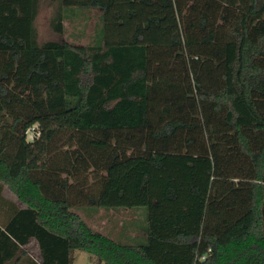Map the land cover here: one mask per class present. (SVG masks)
Listing matches in <instances>:
<instances>
[{
  "label": "trees",
  "instance_id": "1",
  "mask_svg": "<svg viewBox=\"0 0 264 264\" xmlns=\"http://www.w3.org/2000/svg\"><path fill=\"white\" fill-rule=\"evenodd\" d=\"M0 210V264H264V0H0Z\"/></svg>",
  "mask_w": 264,
  "mask_h": 264
},
{
  "label": "rangeland",
  "instance_id": "2",
  "mask_svg": "<svg viewBox=\"0 0 264 264\" xmlns=\"http://www.w3.org/2000/svg\"><path fill=\"white\" fill-rule=\"evenodd\" d=\"M54 8L44 4L40 9L36 21V28L39 35L40 43L47 41H65L76 45H92L95 42V37L100 24V12L98 10H89L78 13L75 17L64 22L65 32L63 36L56 34L51 28V20L53 18ZM33 133H29L28 140L32 141ZM5 196L13 198L9 191L6 190ZM86 224L96 233L119 240L123 232V225L129 224L134 218L130 211L121 210H104L101 209L95 213H86L82 210L76 211ZM135 216L140 215L139 212H134ZM124 231L126 236H138V233L133 231ZM123 239L122 241H124ZM28 253L36 261H40V253L38 245L35 241L31 242L27 248ZM96 263L95 259L89 254L81 251H76L73 255V264Z\"/></svg>",
  "mask_w": 264,
  "mask_h": 264
},
{
  "label": "crops",
  "instance_id": "3",
  "mask_svg": "<svg viewBox=\"0 0 264 264\" xmlns=\"http://www.w3.org/2000/svg\"><path fill=\"white\" fill-rule=\"evenodd\" d=\"M6 190L7 191H9L8 190V188L6 187L5 189H4V191H3V197L5 198V199H7V200H9L10 202H13L15 205H16V207L18 208V209H24L25 208V206L23 205V204H21V203H19L18 201H17V199H16V197L9 191V193L11 194V196L13 197V198H9V197H6L5 196V192H6ZM0 219L1 220H7L8 219V214L7 213H4V211H2V210H0ZM34 240H32L31 242H33ZM30 242V243H31ZM30 245V244H29ZM28 245V246H29ZM28 246H27V248H28Z\"/></svg>",
  "mask_w": 264,
  "mask_h": 264
},
{
  "label": "built area",
  "instance_id": "4",
  "mask_svg": "<svg viewBox=\"0 0 264 264\" xmlns=\"http://www.w3.org/2000/svg\"><path fill=\"white\" fill-rule=\"evenodd\" d=\"M87 264H92V263H87Z\"/></svg>",
  "mask_w": 264,
  "mask_h": 264
}]
</instances>
